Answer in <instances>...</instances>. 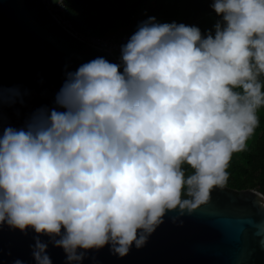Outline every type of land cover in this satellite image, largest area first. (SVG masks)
Listing matches in <instances>:
<instances>
[{
    "label": "clouds",
    "instance_id": "1",
    "mask_svg": "<svg viewBox=\"0 0 264 264\" xmlns=\"http://www.w3.org/2000/svg\"><path fill=\"white\" fill-rule=\"evenodd\" d=\"M211 7L214 32L151 16L119 63H82L55 107L3 129L0 224L47 234L82 264V250L143 247L170 210L191 212L227 183L264 106V0ZM47 249L37 238V264H53Z\"/></svg>",
    "mask_w": 264,
    "mask_h": 264
},
{
    "label": "water",
    "instance_id": "2",
    "mask_svg": "<svg viewBox=\"0 0 264 264\" xmlns=\"http://www.w3.org/2000/svg\"><path fill=\"white\" fill-rule=\"evenodd\" d=\"M103 56L119 63L62 25L44 0H0V135L23 127L41 107H55L66 73ZM37 238L48 244L53 264H69L63 247L47 234L0 224V264H37ZM84 251L82 264H264V195L215 187L209 201L183 215L170 210L143 247L120 256L111 245Z\"/></svg>",
    "mask_w": 264,
    "mask_h": 264
},
{
    "label": "trees",
    "instance_id": "3",
    "mask_svg": "<svg viewBox=\"0 0 264 264\" xmlns=\"http://www.w3.org/2000/svg\"><path fill=\"white\" fill-rule=\"evenodd\" d=\"M67 19L75 31L88 38L117 39L131 36L141 22L155 16L160 23L197 25L205 35L220 19L213 0H64ZM259 124L247 147L233 154L229 178L222 187L230 191L257 190L264 195V106ZM186 174L193 170L185 165Z\"/></svg>",
    "mask_w": 264,
    "mask_h": 264
},
{
    "label": "built area",
    "instance_id": "4",
    "mask_svg": "<svg viewBox=\"0 0 264 264\" xmlns=\"http://www.w3.org/2000/svg\"><path fill=\"white\" fill-rule=\"evenodd\" d=\"M47 4L48 8L55 15V17L68 29H70L76 36L82 38L87 43L100 48L105 51L111 52L118 62H120L121 55V46L127 42L130 38L129 35H123L117 39H109V38H88L82 35L81 33L75 31L72 24L67 19V6L64 0H44Z\"/></svg>",
    "mask_w": 264,
    "mask_h": 264
}]
</instances>
